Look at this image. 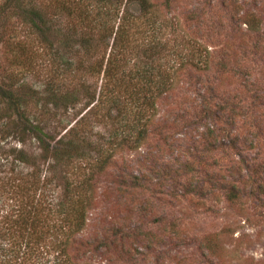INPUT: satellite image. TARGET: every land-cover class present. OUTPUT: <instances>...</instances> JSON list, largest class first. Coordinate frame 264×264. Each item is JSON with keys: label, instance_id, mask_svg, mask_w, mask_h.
<instances>
[{"label": "rangeland", "instance_id": "rangeland-1", "mask_svg": "<svg viewBox=\"0 0 264 264\" xmlns=\"http://www.w3.org/2000/svg\"><path fill=\"white\" fill-rule=\"evenodd\" d=\"M149 1L168 50L156 63L201 69L170 72L143 141L113 150L90 180L83 225L65 250L49 236L20 264H264V0ZM80 106L48 104L41 124L56 136L84 128L92 157L93 146L117 139L120 122L100 109L80 118ZM47 193L61 188L51 182Z\"/></svg>", "mask_w": 264, "mask_h": 264}, {"label": "trees", "instance_id": "trees-1", "mask_svg": "<svg viewBox=\"0 0 264 264\" xmlns=\"http://www.w3.org/2000/svg\"><path fill=\"white\" fill-rule=\"evenodd\" d=\"M155 14L149 0H0V264H20L49 236L65 250L83 225L90 180L113 150L143 141L149 108L170 72L201 69L188 59L172 70L156 63L168 50L157 39L162 23ZM78 102L80 118L100 109L120 122L117 139L93 146L92 157L84 128L73 125L56 136L41 124L52 117L48 104L66 109ZM30 140L37 153L27 150ZM77 159L84 162L79 169L70 162ZM51 182L60 196L47 193Z\"/></svg>", "mask_w": 264, "mask_h": 264}]
</instances>
